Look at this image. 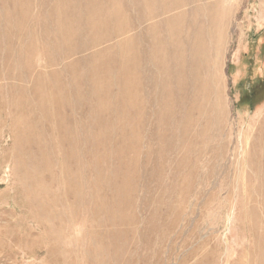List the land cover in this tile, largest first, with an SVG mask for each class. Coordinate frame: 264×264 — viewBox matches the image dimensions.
Returning <instances> with one entry per match:
<instances>
[{"label":"rangeland","instance_id":"1","mask_svg":"<svg viewBox=\"0 0 264 264\" xmlns=\"http://www.w3.org/2000/svg\"><path fill=\"white\" fill-rule=\"evenodd\" d=\"M0 264H264V0H0Z\"/></svg>","mask_w":264,"mask_h":264},{"label":"bare ground","instance_id":"2","mask_svg":"<svg viewBox=\"0 0 264 264\" xmlns=\"http://www.w3.org/2000/svg\"><path fill=\"white\" fill-rule=\"evenodd\" d=\"M183 82H184V80H183V78H181V79H180V81H179V83H180V86H182V85H183Z\"/></svg>","mask_w":264,"mask_h":264}]
</instances>
